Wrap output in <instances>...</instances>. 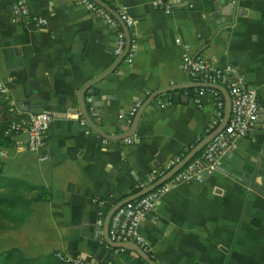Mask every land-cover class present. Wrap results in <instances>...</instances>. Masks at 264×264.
<instances>
[{"label": "crops", "instance_id": "crops-1", "mask_svg": "<svg viewBox=\"0 0 264 264\" xmlns=\"http://www.w3.org/2000/svg\"><path fill=\"white\" fill-rule=\"evenodd\" d=\"M13 1L0 0V78L9 94L2 95L17 112L44 109L53 120L38 150L26 147L24 132L0 145V170L31 184V209L14 214L19 226L0 227V250L16 246L28 256L54 252L98 264L113 247L104 236L106 214L138 180L208 135L215 99L207 94L201 106L186 100L164 108L151 99L133 143L105 138L89 124L85 132L79 96L117 60L114 30L77 0H27L47 18L45 26L15 18ZM160 1H108L134 18L136 49L84 92L86 112L90 94L99 115L92 121L120 133L130 128L124 117L138 99L194 82L182 65L184 51L214 67L234 64L258 91L257 122L222 156L226 171L205 168L199 179L174 184L139 228L159 264H264V0ZM42 186L49 199L36 200Z\"/></svg>", "mask_w": 264, "mask_h": 264}, {"label": "built area", "instance_id": "built-area-1", "mask_svg": "<svg viewBox=\"0 0 264 264\" xmlns=\"http://www.w3.org/2000/svg\"><path fill=\"white\" fill-rule=\"evenodd\" d=\"M77 1L84 3L89 9L99 14L114 30L115 42L112 53L114 58L117 59L123 53L126 46V31L120 20L123 21L129 33H131L134 18L122 6L116 9L113 8L119 16L117 18L105 6L95 0ZM100 1L109 6V0ZM160 3H162L160 0H154L155 5H159ZM12 12L15 18H24L29 23L39 26L47 24V18L34 12L27 0H14ZM135 49L136 42L131 40L123 59L131 58ZM182 65L190 80L203 84H199L192 89L189 87L183 88L179 94L180 101L189 100L197 106H201L207 94H210L215 99V111L206 126L205 132L209 134L219 127L225 111V100L221 91L217 87L212 86V84H219L226 89L231 102L230 113L223 126L217 129L200 150L172 175L151 189L146 190L143 194L125 201L110 215L108 221V235L110 239L114 241H134L146 251L148 250V246L144 235L140 231V222L154 208L161 196L174 184L199 179L201 170L214 168L220 164L222 156L237 146L240 139L248 134L249 129L254 126L259 118L258 91L234 64L227 63L222 67H214L200 54H190L184 51L182 53ZM0 94H4L6 97L9 95L8 86L1 78ZM144 99H138L131 106L124 117L125 124H131L138 107ZM85 100L88 104V115L92 119L97 118L99 115L93 104L92 95L88 94ZM153 102L156 106L164 108L173 105L175 100L173 93L169 90L155 96ZM10 108L16 112L18 110L14 103L10 104ZM17 113L19 115L11 122L5 133L13 136L16 133L24 132L26 135V147L30 150H38L43 144L44 136L50 127L53 115L44 109H34L25 114H22L21 111ZM80 122L85 126V132L91 131L84 116H80ZM123 139L125 142L133 143L136 141V136L133 133L125 136ZM5 152V149H0L1 155L5 154ZM46 157L47 154H44L43 158ZM181 159L182 156H177L171 163L164 166L160 172H152L138 180L133 186V193L154 183ZM102 220V218H98L99 225L102 224ZM120 248L123 249L122 247ZM56 254L73 264H81V260L74 256H67L62 253Z\"/></svg>", "mask_w": 264, "mask_h": 264}, {"label": "trees", "instance_id": "trees-1", "mask_svg": "<svg viewBox=\"0 0 264 264\" xmlns=\"http://www.w3.org/2000/svg\"><path fill=\"white\" fill-rule=\"evenodd\" d=\"M183 88L170 90L173 93L175 102H179V94ZM19 114L10 108L7 99L0 94V145H9L14 143L12 135L5 133L11 122ZM31 190V184L24 178L11 176L0 170V227H17L20 222L17 221L14 214L26 212L31 209V200L27 198L28 191ZM49 190L42 186L35 196L36 200L49 199ZM116 252H113L114 250ZM153 259L152 252L147 250ZM0 264H73L59 257L54 252H45L36 256H28L19 247H10L0 250ZM98 264H148L135 252L126 248L110 247V251Z\"/></svg>", "mask_w": 264, "mask_h": 264}, {"label": "water", "instance_id": "water-1", "mask_svg": "<svg viewBox=\"0 0 264 264\" xmlns=\"http://www.w3.org/2000/svg\"><path fill=\"white\" fill-rule=\"evenodd\" d=\"M99 3H101L103 6H105L114 16H116L117 18H119V16L117 15V13L114 11L113 8H111L110 6H108L107 4L101 2L100 0H95ZM121 24L123 26V28L126 31V46L125 49L123 51V53L117 58V60L112 64V66H110L107 70H105L104 72H102L101 74H99L98 76L94 77L93 79H91L89 82H87L81 90L80 93V105L82 107V112L84 117L86 118L88 124L95 130V132H97L98 134H100L101 136L108 138V139H121L124 138L125 136L131 135L135 132L136 126L138 124V120L140 118V115L143 111V109L145 108V106L150 102L151 99H153L155 96H157L158 94L164 92V91H168V90H172L175 88H185L188 87L190 85L195 84H203L201 82H183V83H179V84H175V85H170V86H165V87H161V88H157L156 90H154L153 92H151L147 98L141 103V105L138 107L134 118L130 124V128L126 131L120 132V133H116V134H110L108 132H105L104 130H102L100 127H98L90 118V116L87 114L86 112V108L84 105V92L92 85L95 84L96 82H98L100 79H102L106 74H108L111 70H113L119 63L120 61L123 59V56L125 55L126 51L128 50V47L130 45L131 42V37H130V33L128 28L125 26V24L123 23V21H121ZM212 86L214 87H218L221 89L224 97H225V111H224V115H223V120L220 123L219 128H221L224 124V122L227 120L228 115L230 113V107H231V102H230V98L229 95L227 93V91L220 86L219 84H212ZM23 101L18 100L17 103L20 104V106L23 108V106L21 105ZM27 109V107H26ZM125 123V122H123ZM216 129V130H217ZM215 130V131H216ZM215 131H212L211 133H209L207 136H205L203 139H201L199 142H197V144L188 152V154L186 156H184L179 162H177L170 170H168L163 176H161L158 180H156L154 183L148 185L147 187L132 193L128 196H125L124 198H122L121 200H119L118 202H116V204H114L111 209L109 210V212L106 214L105 216V220H104V236L106 241L108 242V244H110L113 247L116 248H126L129 249L133 252L136 253V255L140 256L142 259H144L148 264H159L158 262H156L155 259L152 258V256L149 255V253L144 250L141 246H139L137 243H135L134 241H114L111 240L109 235H108V220L110 215L112 214V212L121 204H123L125 201L132 199L136 196H139L141 194H143L146 190L151 189L152 187L156 186L157 184H159L160 182L164 181L167 177H169L170 175H172L180 166H182L184 163H186V161L192 157L194 154H196L198 152V150L209 140V138L215 133ZM216 168L222 170V171H226V169L218 164L215 166Z\"/></svg>", "mask_w": 264, "mask_h": 264}]
</instances>
